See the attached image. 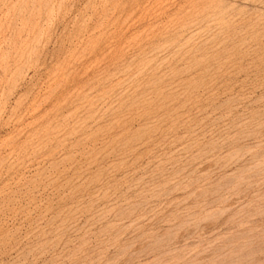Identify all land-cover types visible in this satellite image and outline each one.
<instances>
[{
  "label": "rangeland",
  "instance_id": "1",
  "mask_svg": "<svg viewBox=\"0 0 264 264\" xmlns=\"http://www.w3.org/2000/svg\"><path fill=\"white\" fill-rule=\"evenodd\" d=\"M0 264H264V0H0Z\"/></svg>",
  "mask_w": 264,
  "mask_h": 264
}]
</instances>
